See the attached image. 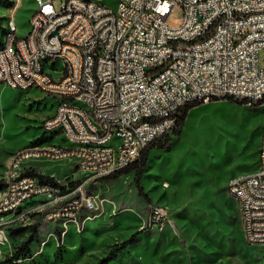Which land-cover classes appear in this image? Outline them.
<instances>
[{
	"label": "built area",
	"instance_id": "2783aa9c",
	"mask_svg": "<svg viewBox=\"0 0 264 264\" xmlns=\"http://www.w3.org/2000/svg\"><path fill=\"white\" fill-rule=\"evenodd\" d=\"M55 1L36 0L24 36H15L13 13L2 24L0 83L38 88L54 99V112L41 128L62 135L68 145H44L48 161L70 160L85 177L74 184L53 175L42 180L44 173L26 166V159L39 160V147L13 154L0 179L9 182L0 207L13 203L0 219V241L14 246L11 230L32 225L25 222L28 202H36V215L53 218L36 251L7 257L13 262L29 260L46 241L68 233L66 215L80 214L82 226L98 216L93 203L104 202L88 188L172 133L185 106L215 99L264 105V0H116L115 6L60 0L59 9ZM176 4L184 20L172 28L166 20ZM47 59H59L60 69L47 68ZM56 90H64V97H56ZM56 148H65V159L56 158ZM103 158H110V166H102ZM227 187L235 188L231 196L245 240L264 246V126L256 170L230 178ZM169 221L166 207L151 208L150 227L164 229Z\"/></svg>",
	"mask_w": 264,
	"mask_h": 264
},
{
	"label": "rangeland",
	"instance_id": "374dc122",
	"mask_svg": "<svg viewBox=\"0 0 264 264\" xmlns=\"http://www.w3.org/2000/svg\"><path fill=\"white\" fill-rule=\"evenodd\" d=\"M60 4L55 1L58 9ZM102 4L115 6L116 0H102ZM36 9V0H0V20L6 23L13 13L18 35L24 36ZM183 20L184 9L176 4L166 21L176 28ZM54 108V99L38 88L21 90L0 83V179L20 149L39 147L42 152L46 144L68 145L62 135L44 134L49 139L38 141L43 136L42 121ZM263 126L262 104L215 99L195 106L179 133L167 135L169 148L154 145L144 172L104 178L88 188L104 202L103 207L102 201L95 203L101 210L98 216L83 226L80 218L78 225L71 224L58 241H46L44 250L29 260L9 262L14 246L31 234L27 230L6 248L0 264H97L111 249L116 258L108 264H264V247L245 240L235 201L225 188L230 176L254 171ZM26 166L63 183L85 177L70 160L60 163L39 157ZM155 205L168 209L170 221L164 229L148 225ZM27 216L26 223L38 226V243L53 221L45 219L44 213ZM31 245L35 252L37 245Z\"/></svg>",
	"mask_w": 264,
	"mask_h": 264
},
{
	"label": "trees",
	"instance_id": "16d2710c",
	"mask_svg": "<svg viewBox=\"0 0 264 264\" xmlns=\"http://www.w3.org/2000/svg\"><path fill=\"white\" fill-rule=\"evenodd\" d=\"M1 21V20H0ZM3 25L2 23H0V44L2 42V37H3ZM233 101V100H230ZM235 102V101H234ZM239 104H245V102H237ZM200 103H196V104H190L185 106L183 109H181L178 113H177V125L174 128V134H178L179 131L181 130V127L184 125L188 113L190 112V110L192 108H194L195 106L199 105ZM43 136L38 140V141H47L49 138L46 137L44 134H42ZM168 139V136L162 137L156 141H154L153 143H151L146 149H144L141 153V156L139 157L138 160H136L133 164H131L130 166L123 168L121 170H118L117 172H115L114 174L106 177L107 179H117L120 178L121 176H123L124 174H129L133 171H138V173H142L145 171V169L147 168V163H148V159H149V153L150 151L154 148V145L159 143V148L161 149H167L170 147V142H165ZM157 147V148H158ZM34 174H37L35 172H33ZM32 173V174H33ZM40 178L42 180H54L52 177L50 176H46V175H39ZM78 181H74L71 182V184H74ZM2 184V180H0V186ZM37 224H32L29 227H20V228H16V229H12L11 230V235L15 238H18L21 234L25 233L27 230L31 231V234H29V236L22 241L20 244H18V246H15V257L18 258L21 255H26V254H30L31 253V244L36 243L37 241ZM264 247V246H263ZM116 255H115V251L113 249L109 250V252L107 253V255L103 258H101L97 264H108L111 260L115 259ZM9 262L13 263V259L9 258L8 259Z\"/></svg>",
	"mask_w": 264,
	"mask_h": 264
},
{
	"label": "bare ground",
	"instance_id": "6f19581e",
	"mask_svg": "<svg viewBox=\"0 0 264 264\" xmlns=\"http://www.w3.org/2000/svg\"><path fill=\"white\" fill-rule=\"evenodd\" d=\"M15 36H19L18 27L15 28ZM47 68L60 69V60L59 59H47ZM56 79H63V72H56ZM56 97H64V90H56ZM43 134H47L50 136V135H56V132H48V133H43ZM17 154H20V152H18ZM38 157H42L46 161H48V150L42 151V152L38 151ZM56 158L65 159V148H56ZM30 160L31 159H26V163ZM102 166H110V158H103ZM28 168L32 169V167H28ZM7 190H9V182L2 181V184L0 186V202H5ZM228 191L230 195H235L234 187H228ZM95 203L96 201L93 203V211L98 210L97 206L95 207ZM6 210H13V203H4V208L0 207V216L6 217ZM34 212H36V205L34 206V204H29L28 207L26 208L25 217L27 215L33 214ZM80 218H81L80 214H69V215H66V222L78 225ZM45 219L51 222L53 221V218H45ZM88 219L90 218H87V220ZM15 222H17V218H10V225L14 224ZM20 227H25V226H17L16 228H20ZM64 234H67V233H64ZM9 245L11 244H8V241H0V258H2L4 252L6 251V248Z\"/></svg>",
	"mask_w": 264,
	"mask_h": 264
},
{
	"label": "crops",
	"instance_id": "0c3cea01",
	"mask_svg": "<svg viewBox=\"0 0 264 264\" xmlns=\"http://www.w3.org/2000/svg\"><path fill=\"white\" fill-rule=\"evenodd\" d=\"M0 23H2V24H5L4 22H1L0 21ZM55 109V108H54ZM53 112H54V110H53ZM52 112V113H53ZM51 113V114H52ZM263 130V129H262ZM262 133V132H261ZM261 133H260V135H259V137H258V144H257V149H256V162H255V169H254V171L256 170V168H257V166H258V145H259V140H260V136H261ZM171 134V133H170ZM170 134H168V135H170ZM167 136V135H166ZM165 137V136H164ZM253 171V172H254ZM253 172H251V173H253ZM246 174H250V173H246ZM241 175V174H240ZM242 175H244V174H242ZM235 176H238V175H233V176H230L229 178H228V180L230 179V178H232V177H235ZM228 180H227V182H228ZM227 182H226V185H225V188H226V186H227ZM227 191H228V187H227ZM229 192V191H228ZM230 194V193H229ZM232 197V196H231ZM234 199V198H233ZM235 201V200H234ZM235 204H236V202H235ZM236 208H237V206H236ZM237 210V209H236Z\"/></svg>",
	"mask_w": 264,
	"mask_h": 264
}]
</instances>
